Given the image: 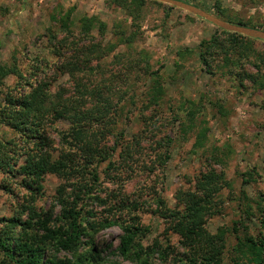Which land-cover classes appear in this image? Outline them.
Returning <instances> with one entry per match:
<instances>
[{
  "label": "trees",
  "instance_id": "16d2710c",
  "mask_svg": "<svg viewBox=\"0 0 264 264\" xmlns=\"http://www.w3.org/2000/svg\"><path fill=\"white\" fill-rule=\"evenodd\" d=\"M184 1L264 30V22L246 18L222 0ZM258 1L239 0L243 6ZM107 4L131 17L130 24L115 25L113 39L106 37L108 25L99 17L85 15L77 26L74 7L54 10V24L40 34L48 37L44 52L24 64L15 49L0 63V172L4 190L17 191L11 212L0 216V264H102L91 232L115 225L123 231L117 252L137 264H264V193L247 191L263 174L256 167L239 173L237 198L244 216L212 230L210 221L225 213L237 193L226 173L231 151L205 147L208 128L200 123L206 96L164 107L160 69L147 49L135 46L143 38L149 5L162 9L166 19L176 7L159 0ZM257 40L216 26L209 38L176 55L185 62L197 54L211 77L228 79L240 94L257 93L264 91V48ZM10 76L14 84L7 82ZM140 82L146 88L139 89ZM208 102L218 118L233 113L222 98ZM135 120L137 129L131 126ZM192 135L191 151L202 167L177 188L171 206L163 194L166 168L178 137L189 141ZM48 175L61 183L45 210L39 202L46 197ZM138 177L143 185L129 194L125 183ZM147 210L162 218L165 228L145 246L152 231L142 222ZM245 218H255L263 230L249 231Z\"/></svg>",
  "mask_w": 264,
  "mask_h": 264
},
{
  "label": "rangeland",
  "instance_id": "374dc122",
  "mask_svg": "<svg viewBox=\"0 0 264 264\" xmlns=\"http://www.w3.org/2000/svg\"><path fill=\"white\" fill-rule=\"evenodd\" d=\"M222 1L225 7L240 12L246 18L253 17L255 20L264 22V0L258 1V4L253 6H243L239 0ZM0 7V63L8 61L15 49H19L18 56L21 57L20 60L24 64L30 58H34L35 54L44 52V46L48 44L46 42L48 37L40 36V34H44L47 28L54 24L50 19L54 10L66 11L74 7L72 19L77 26L85 15L99 17L108 25L107 38L113 37L112 30L115 25L124 21L126 24L131 22V17H128L123 9L110 8L107 0H0ZM213 11L214 9L211 11L212 14ZM216 26L210 21L178 7L173 10L170 19H166L162 9L149 5L147 18L142 26L143 38L135 44L139 49H147L152 56L151 62L154 68L160 69L167 91L164 107L169 109L173 103L178 105L183 99L199 101L201 97L206 96V114L203 116L205 122L200 123L202 127L208 128V140L205 147L218 146L231 151L226 173L233 180L237 193L232 195L233 200L228 201L225 213L210 221L212 230H215L218 224H232L235 220L241 219L243 215L239 208L241 202L239 205L237 198L241 188L240 172L254 167L258 168L263 177L254 187L247 188V191L250 196L258 191L264 193V108L261 106L264 102V91L240 94L236 86L232 85L228 79L221 78L219 75L211 77L205 66L201 64L197 54L185 62L179 61L176 55L177 50L195 47L202 39L209 38L215 32ZM262 40L256 42L259 48H264V40ZM7 82L14 84L15 77H8ZM142 88H146V85L140 82L139 89ZM210 98L224 99L227 108H233V113L220 118L216 117V110L208 102ZM131 126L137 129L139 123L135 120L131 122ZM5 132L12 135L10 131L5 130ZM178 138L179 145L175 148L173 157L166 168L163 191L171 206L175 205L174 194L177 188L184 186L189 181L188 179L193 178L202 167L198 153L191 151V144L195 140L194 136L192 135L189 141L182 137ZM4 183H6L5 176L0 172V216L10 213L11 203L15 204L12 199H17V191L14 195L5 191ZM60 183L61 180L54 175L46 177L43 183L46 197L39 202L45 210H49L51 207L56 188ZM108 184L112 188L118 187L114 183ZM142 185L143 182L141 183V178L138 177L127 181L125 188L130 194L134 190L137 191ZM89 206L101 210V207L96 203ZM59 212L60 207L57 206L54 215ZM141 216L142 222L147 226L150 225L152 230L149 237L143 241L147 246L163 232L165 222L148 210L141 212ZM245 221L251 224L249 231L263 230L260 228L259 221L258 224H255V218H252L253 223L247 218ZM239 229L240 234H243L244 227L239 225ZM91 233L96 250L100 251L104 259L102 264H137L134 260L117 252L123 234L119 225ZM172 238L173 242L177 241V237Z\"/></svg>",
  "mask_w": 264,
  "mask_h": 264
},
{
  "label": "water",
  "instance_id": "95a60500",
  "mask_svg": "<svg viewBox=\"0 0 264 264\" xmlns=\"http://www.w3.org/2000/svg\"><path fill=\"white\" fill-rule=\"evenodd\" d=\"M159 1H162L164 3H168L175 7L181 8L189 13H192L203 19H206L210 21L211 23L217 25L218 27L226 29L228 31L238 32L246 36L264 40V30L231 23L193 3H189L184 0H159Z\"/></svg>",
  "mask_w": 264,
  "mask_h": 264
}]
</instances>
